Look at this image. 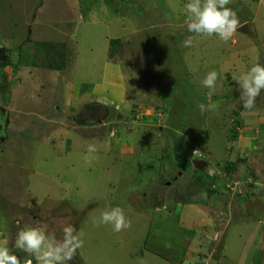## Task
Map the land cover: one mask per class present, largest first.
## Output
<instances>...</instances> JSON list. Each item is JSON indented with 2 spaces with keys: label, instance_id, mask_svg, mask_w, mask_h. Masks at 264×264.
<instances>
[{
  "label": "rangeland",
  "instance_id": "rangeland-1",
  "mask_svg": "<svg viewBox=\"0 0 264 264\" xmlns=\"http://www.w3.org/2000/svg\"><path fill=\"white\" fill-rule=\"evenodd\" d=\"M187 2L0 0V245L21 264L18 231L68 224L84 241L69 264H264V90L244 109L238 83L264 65V0L227 5L245 34L188 48ZM92 103L102 122L77 121ZM116 206L129 228L95 226Z\"/></svg>",
  "mask_w": 264,
  "mask_h": 264
},
{
  "label": "clouds",
  "instance_id": "clouds-1",
  "mask_svg": "<svg viewBox=\"0 0 264 264\" xmlns=\"http://www.w3.org/2000/svg\"><path fill=\"white\" fill-rule=\"evenodd\" d=\"M230 3L231 0H188L184 5L185 24L187 31L194 35L187 36L182 41V46L192 47L194 36L216 35L225 43L231 40L241 25L236 12L227 7ZM218 79L219 73L213 70L206 74L201 83L203 87L215 90ZM238 83L243 108L253 109L257 97L264 90V65L257 63L251 66L239 76ZM197 107L203 115L205 112H215L219 103L209 101L207 104L200 103ZM96 151L95 145H88L87 154L84 157L87 163L96 159L94 155ZM94 224L97 227L101 224L111 225L115 232L130 227V222L119 206L103 211ZM62 231L63 238L57 239L54 235H49L43 227L22 228L16 235L14 246L33 257L35 264H69L76 256L77 250L83 247V233L77 232L71 224L65 225ZM0 264H21V260L12 254L6 245H0ZM24 264H33V259L24 261Z\"/></svg>",
  "mask_w": 264,
  "mask_h": 264
},
{
  "label": "water",
  "instance_id": "water-1",
  "mask_svg": "<svg viewBox=\"0 0 264 264\" xmlns=\"http://www.w3.org/2000/svg\"><path fill=\"white\" fill-rule=\"evenodd\" d=\"M247 29H248V26L243 25V26L238 28L237 32H242L245 34L248 31ZM88 110H90V112H88ZM87 112H88L87 117H85L84 120L81 122H84V123H101L102 120L106 116V109L100 105L89 106L88 109L85 110V114H87ZM191 164L194 167V169H196L198 171H201L207 165V163L202 161V160H192ZM169 203H170V205H172L171 202H169ZM166 206H168V204Z\"/></svg>",
  "mask_w": 264,
  "mask_h": 264
},
{
  "label": "crops",
  "instance_id": "crops-1",
  "mask_svg": "<svg viewBox=\"0 0 264 264\" xmlns=\"http://www.w3.org/2000/svg\"><path fill=\"white\" fill-rule=\"evenodd\" d=\"M97 103H92V104H89V105H87V106H91V105H96ZM102 107H105V106H103L102 105ZM259 114V113H258ZM257 114V115H258ZM262 116V115H261ZM257 119V118H256ZM261 124H259V126H264V120L262 119L261 120ZM257 126V125H256ZM177 178H174V180H176ZM257 181H259L261 184H263L264 185V171H261L260 172V175H258V177H257ZM261 198H264V190L263 189H261L260 190V192H259V194H258V200L259 199H261ZM239 205L241 204V203H238ZM261 208V207H260ZM263 208V207H262ZM258 233H259V230L257 231ZM258 233H255V236H257V234ZM253 237H251V240H250V242H254L255 240H257V237H254L253 239H252ZM253 247V246H252ZM226 250V247L224 248V246L222 247V249L220 250V251H222V254H223V251H225ZM251 253V252H250ZM253 254V257H255V255H256V248L253 250V252L251 253V255ZM250 255V254H249ZM222 258L223 257H220L219 256V259H218V264H222V262H221V260H222ZM252 262V261H251ZM229 264H237V263H232V261H230L229 262ZM252 264V263H251Z\"/></svg>",
  "mask_w": 264,
  "mask_h": 264
},
{
  "label": "trees",
  "instance_id": "trees-1",
  "mask_svg": "<svg viewBox=\"0 0 264 264\" xmlns=\"http://www.w3.org/2000/svg\"><path fill=\"white\" fill-rule=\"evenodd\" d=\"M233 135H235V133L233 134ZM206 162V161H205ZM207 163V162H206ZM194 171L196 172V173H201L202 171H198V170H196V169H194ZM207 176V175H206ZM196 177V176H195ZM197 178V180H199V182H201V178L200 177H196ZM207 178H208V176H207ZM209 183V182H208ZM207 183V184H208ZM209 192H211L210 190H209ZM157 203V202H156ZM158 205L161 207L162 205H163V202H161V201H159L158 202ZM146 209L144 208V204H143V202H141L140 204H138V206H137V211H145ZM219 252H220V250L222 249V246H219Z\"/></svg>",
  "mask_w": 264,
  "mask_h": 264
},
{
  "label": "flooded vegetation",
  "instance_id": "flooded-vegetation-1",
  "mask_svg": "<svg viewBox=\"0 0 264 264\" xmlns=\"http://www.w3.org/2000/svg\"><path fill=\"white\" fill-rule=\"evenodd\" d=\"M89 106H85L81 112H79L77 115H76V120L77 121H83L85 117H87L88 115V112H90V110H88L87 114H85V110L88 109ZM75 120V119H74ZM85 124H93V123H85ZM94 124H100V123H94Z\"/></svg>",
  "mask_w": 264,
  "mask_h": 264
},
{
  "label": "built area",
  "instance_id": "built-area-1",
  "mask_svg": "<svg viewBox=\"0 0 264 264\" xmlns=\"http://www.w3.org/2000/svg\"><path fill=\"white\" fill-rule=\"evenodd\" d=\"M140 112H142V110H140V109L137 108L136 110L133 111V114L138 116V114H139ZM155 115H156V114H155ZM158 116H160V115L158 114Z\"/></svg>",
  "mask_w": 264,
  "mask_h": 264
}]
</instances>
